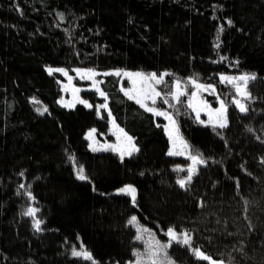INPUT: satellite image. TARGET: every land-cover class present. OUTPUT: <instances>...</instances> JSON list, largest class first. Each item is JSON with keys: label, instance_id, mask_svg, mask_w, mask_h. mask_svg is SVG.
I'll use <instances>...</instances> for the list:
<instances>
[{"label": "trees", "instance_id": "trees-1", "mask_svg": "<svg viewBox=\"0 0 264 264\" xmlns=\"http://www.w3.org/2000/svg\"><path fill=\"white\" fill-rule=\"evenodd\" d=\"M39 1L32 0V6L41 11ZM56 1L74 12L79 21L94 22L88 29L93 37L103 39L109 21L133 33L138 27L134 18L137 8L129 0ZM225 1L255 26L249 35L264 46V0ZM44 3L50 4V0ZM152 3L158 6V2ZM153 6H147L150 13ZM18 8L12 3L0 4V11L13 17L9 22L0 17V36L7 39L9 57L20 56L31 68L22 69L26 78L48 63L84 64L81 49L68 43V32L63 31L66 26L41 12L35 28L32 21L25 27ZM152 34L161 49L160 63L168 74L180 77L178 64L188 65L193 60L182 27L163 21ZM29 41H35L40 52L30 50ZM125 43L148 56L143 43L135 45L126 39ZM98 48L95 55L103 52ZM18 65L21 68L20 61ZM256 79L263 82L257 94L264 100V75ZM224 85L240 99L230 84ZM226 93L223 99L227 101L231 95ZM0 94L10 106L0 108V218L3 214L6 217V226H0V264H113L127 251V226L133 216L137 222L156 228L168 241L169 228L181 238L184 233L190 236L189 246L169 241L166 253L175 263L264 264V127L246 116L255 98L244 101L247 113L231 102L225 104L226 128L214 130L211 123L201 124L204 131L212 132L214 141L209 150L219 162L211 168L207 164L198 167L192 182L181 188L177 181L184 175L178 167L182 160L165 159L162 147L151 138L147 140V158L137 156L117 163L99 152L84 156L87 179L75 182L66 161L76 151L75 146L84 148L79 134L72 132L58 111L41 115L36 110L31 83L19 78L1 49ZM207 160L213 162L214 157ZM126 185L136 190L138 207L120 193ZM28 208L37 210L34 217L24 214ZM81 245L93 260L71 255L72 249L80 251ZM196 250L208 259L197 257Z\"/></svg>", "mask_w": 264, "mask_h": 264}, {"label": "rangeland", "instance_id": "rangeland-1", "mask_svg": "<svg viewBox=\"0 0 264 264\" xmlns=\"http://www.w3.org/2000/svg\"><path fill=\"white\" fill-rule=\"evenodd\" d=\"M129 1L133 8H137V14L134 15L138 22L137 29H134L133 33L118 22L109 21L106 24V36L102 39L93 37L91 31L88 30L94 27V22L91 20L79 21L74 12L71 14L56 0H50V4L44 3L49 2V0H40L41 11L32 6V0H0V4L9 6V3H12L20 8H18L19 20L25 27L28 21H32L35 28L41 12L52 15L51 18L56 23L67 27L63 31L65 34L68 32V43L76 44L82 51L81 60L84 59V64L79 67L48 63L43 65L39 71L42 76L34 71L26 78L22 69L31 68L22 63L20 56L9 57L7 39L0 36L1 51L9 58L12 68L17 71L19 78L26 83H31L33 99L37 101V107L41 110L47 108V111L52 113L58 111L64 123L70 124L72 132L77 131L76 133L79 134L84 148L80 149L75 146L76 151L70 155L74 159L70 160L69 156L66 161L67 170L75 182L81 180L77 178V172L81 166L84 169V156L95 155L94 152L96 154L99 152L105 159L117 163L132 160L137 156L147 158L150 153L148 138L157 142L160 149L162 147V154L168 161L175 158L182 160L183 165L178 166L184 169L181 171L184 173L182 178H186L187 169L192 165V161L188 159L189 154L199 155L204 160L214 157L213 162L206 161L208 167H213L219 162L209 150L213 146L214 138L211 131H204L200 126L209 123L208 109H219L221 102L225 105L227 102L230 104L229 102L233 103L234 100L238 99L231 93L230 88L224 85L227 82H222L220 77H238L243 74H254L255 77L264 75L263 43L260 41L259 44L251 38L249 34L255 31V26L241 18L230 2L225 0ZM155 1L158 2V6L152 3ZM148 5L151 8L153 6L151 13ZM61 14H63V20L60 19ZM0 17L6 22L13 18L1 11ZM163 21H171L182 27L185 46L193 60L188 65L182 62L178 64L180 77L172 74L163 75V82L159 84L154 80H142L135 76L124 75L123 73L126 72L144 75L155 73L160 77L162 74L168 73L167 68L160 63L161 49L152 34L154 27ZM229 21L231 24L228 23ZM221 28L223 31H220ZM113 35L117 37L113 38ZM125 39L131 40L135 45L143 43L148 56L144 55L140 49L130 48L125 43ZM34 42H28L29 49L37 52L39 50L35 48ZM98 46L102 48L103 52L95 55V52L97 53L99 50ZM17 59L21 62V68H19ZM49 68L64 69L67 76L60 72L49 75L47 71ZM77 69L80 70V73L76 71ZM90 70L96 72L97 75L92 78L82 75ZM117 71L121 72V75H104V73ZM69 78H71V83H69ZM93 80L102 81L97 87L106 94L107 100L95 90ZM192 81L205 86L210 85L214 91L198 90ZM177 84H179V91L184 93L179 97V102L173 99V94L178 91ZM50 85L53 87L52 91H49ZM262 85L263 82L259 79L249 81L248 91L252 99L255 98V100L250 103L251 112L246 116L247 118L250 117L255 124L258 123L264 127V100L257 94ZM231 86L233 87V85ZM233 88L235 89V87ZM74 89H78V91L74 92ZM152 89L160 93V96L155 97V104L152 103L151 98L145 99L146 94L148 96L154 95ZM125 91H130L131 95L144 99L149 107L166 112L172 117L175 121V128L178 129V136L188 145L184 155L169 156L167 154L172 149V141L165 130L166 127H171L169 120L164 116H157L145 111L135 100L129 99L124 94ZM226 92L231 95L227 101L223 99ZM193 93H196L195 98H193ZM76 97L87 101L91 107H86L77 102ZM165 100L168 102L165 103ZM190 100L193 107H189ZM65 104L71 106H63ZM104 104H107L106 109L99 107ZM6 106L10 109L8 102L0 94V108L7 110ZM197 111H199V119L197 118ZM109 112H111V116H109ZM78 114L79 117H77ZM113 120L115 124H113ZM81 126L85 127L82 129ZM93 129L95 130L93 137L86 139L88 133ZM119 129H123L124 133L133 138V143L138 149L131 156L124 155L123 160H121L119 151L108 147L112 145L123 148L126 145ZM151 131L156 132V135ZM118 137L120 138L118 139ZM92 148L97 150L93 151ZM176 150H183L179 142ZM200 166L202 167L204 164L197 165L196 168ZM124 187L122 186L121 189ZM128 197L131 199L130 195ZM133 203L138 207V203ZM3 225L6 226L4 214L0 218V226L4 227ZM138 228L141 229L140 233L137 232ZM138 234L142 236V239L136 238ZM156 234L158 237L155 236ZM156 241H159L160 244H169L166 238L159 236L158 231L153 226L137 221L135 224L129 223L127 226V251L113 264H136L137 256L134 253L140 254L143 264H151L149 246L155 245ZM151 250L154 251L155 247ZM167 258L171 260L168 254ZM159 260H164V250L160 252ZM171 261L172 264H181Z\"/></svg>", "mask_w": 264, "mask_h": 264}, {"label": "snow or ice", "instance_id": "snow-or-ice-1", "mask_svg": "<svg viewBox=\"0 0 264 264\" xmlns=\"http://www.w3.org/2000/svg\"><path fill=\"white\" fill-rule=\"evenodd\" d=\"M60 19L63 20V14L60 15ZM229 24H231V21L228 22ZM220 31H223V29L221 28ZM217 47H219V45L217 44ZM221 59H224V57H221ZM49 75H52L54 72H60L61 74L67 76V72L64 71V69H52L49 68L47 69ZM78 73H80V70H76ZM121 75V72L117 71L115 73H104V75ZM126 76L129 77H138L142 80H154L156 81L157 84L162 83L163 82V75H168V73H164L162 74L160 77L157 76V74L155 73H150L148 75H144L142 73H123ZM83 76H87L88 78H92L94 76L97 75L96 72L94 71H88L87 73H83ZM222 82H227L228 84L233 85V87H235L236 89V94L238 96L241 97V99H237L234 100L233 103L236 105V107L239 109V111L241 113H247L249 111L248 106L242 102L244 100H250L252 99L250 92L248 91V83L249 81L255 80L256 77L254 74L249 75V74H243L240 75L238 77H230V76H221L220 77ZM240 82H243L242 84ZM69 83H71V78H69ZM99 83H102V81H96L93 80V86L95 87V90L97 92H99V94L105 98V100H107V96L106 94L99 88L97 87V85ZM192 83L194 84V86L198 89V90H204V91H214V89L211 88V86H205L199 83H196L195 81H192ZM177 89L178 91L176 93L173 94V99H175L177 102H179V97L181 95H183L184 93L179 91V84H177ZM78 91V89H74V92ZM123 91V89H122ZM152 92L154 93V95L152 96H148L147 94L145 95V99L151 98L152 103L155 104L156 103V99L155 97L160 96L159 92H155V89H152ZM126 96H128L129 99H133L135 100V102L137 104L140 105V107L144 108L145 111L147 112H151L154 115L157 116H164L166 119L169 120L171 127H166V132L169 135V139L172 141V149L169 150V152L167 153L169 156H175V155H184L185 151H187L188 149V145L178 136V129L175 128V121L172 119V117L170 115H168L166 112H162V111H158L155 108L149 107L145 102L144 99H141L139 96H133L130 94V91H125L124 93ZM193 98H195L196 93H193ZM77 102L84 104L86 107H91V105H89L87 103V101L79 99V97H76ZM34 103H37V101L33 100ZM165 103H167L168 101L165 100ZM66 107H70L71 105H63ZM99 107L102 108H107V104L104 105H100ZM189 107H193L191 100L189 101ZM205 107L207 108V105H205ZM41 115L44 114V112H47V108H43V110L41 111L40 108L36 109ZM195 110V109H194ZM208 115H209V123L212 124L213 129L215 130V128L219 127L221 129L226 128L228 126V120H227V108L225 107L224 103L221 102L220 104V108L219 109H208ZM109 116H111V112H109ZM197 118L199 119V111H197ZM203 123V121H201ZM113 124H115V121L113 120ZM120 133L123 135L125 141H126V145L121 148L120 146H112L109 145L108 147L113 148L114 150H117L120 152L121 155V160H123L124 155H129L131 156L133 152L138 151V149L136 148L135 144L133 143V138L131 136H128L127 133L123 132V129H119ZM249 131H252V129H249ZM95 130L93 129L92 131H90L88 133V135L86 136V139H91L94 135ZM120 137H118L119 139ZM179 142L181 148L183 149L182 151H177V143ZM91 147V145H90ZM93 151H96V148H92ZM70 160L74 159V157L70 156L69 157ZM188 159H190L192 161V165L187 169V176L186 178H182L179 179L177 181V183L179 184V186L181 188H186L187 185H189L192 182L193 176L197 173V165H201L204 164L206 165V161L199 155H188ZM262 163H264V161H261ZM180 171H184V169H179ZM77 178L84 180L87 179V177L84 175V169L81 166L77 172ZM21 187H23V185H21ZM120 193L125 194V195H130L131 199L133 202H135L136 200V195H135V189L128 185L125 186L124 188L119 190ZM30 195V194H29ZM36 209L34 208H28L27 211L24 213L25 215H28L30 217H34L36 214ZM130 224H135L136 223V217L133 216L130 221ZM35 227L36 230L39 231L40 230V221L37 220L35 221ZM137 232L140 233L141 229H137ZM166 235L169 238L170 243L171 242H176V243H182L185 246H189L191 244V238L187 233L182 234V238L180 235L177 234L176 230L173 228H169L166 232ZM138 240L142 239L141 235H137L136 237ZM169 244H160L159 241L155 242V245H150V262L151 264H172V261L170 259L167 258V253H166V249L167 247L170 246ZM155 247V250L152 251L151 249ZM80 251H77L76 248L74 247L72 249L71 255L73 257H83V259L85 260H93L91 254L89 252H87L86 250H83V245L80 246ZM164 250V260L161 261L159 260V256H160V252ZM196 256L202 259L207 260L208 257L204 256L199 250H196ZM135 256H137V260H136V264H143V260L140 257L139 253H134ZM93 264H95V262L93 261Z\"/></svg>", "mask_w": 264, "mask_h": 264}]
</instances>
